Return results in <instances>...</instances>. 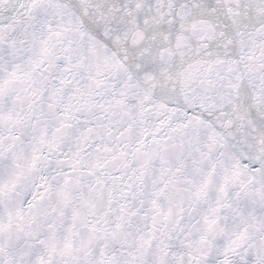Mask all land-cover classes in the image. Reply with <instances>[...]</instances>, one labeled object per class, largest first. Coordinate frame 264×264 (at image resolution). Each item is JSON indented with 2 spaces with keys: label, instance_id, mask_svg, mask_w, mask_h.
<instances>
[{
  "label": "snow or ice",
  "instance_id": "obj_1",
  "mask_svg": "<svg viewBox=\"0 0 264 264\" xmlns=\"http://www.w3.org/2000/svg\"><path fill=\"white\" fill-rule=\"evenodd\" d=\"M0 264H264V0H0Z\"/></svg>",
  "mask_w": 264,
  "mask_h": 264
}]
</instances>
